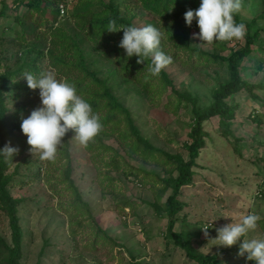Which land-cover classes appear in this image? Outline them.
Listing matches in <instances>:
<instances>
[{
  "label": "rangeland",
  "instance_id": "rangeland-1",
  "mask_svg": "<svg viewBox=\"0 0 264 264\" xmlns=\"http://www.w3.org/2000/svg\"><path fill=\"white\" fill-rule=\"evenodd\" d=\"M14 1L0 0V11H3V16L0 17V75L5 68L17 70L18 64L14 62V57H18L17 62H28L34 58L39 64L40 72L54 73L46 65V57L51 49L50 42L57 41L55 35L59 39L65 38L64 47H74L88 63V69L97 73V79L106 80L105 85L109 87L110 93L128 110L129 119L137 128L140 137L155 150L188 160L185 145L190 143L188 133L191 106L183 103L184 106L179 104L176 108V91L198 97L199 107L206 108L210 103L212 90L227 80L228 73L222 64L219 67L216 62L210 61L207 64L203 58L228 56L230 48L243 45L242 39L214 40L215 44L200 43L193 38V33L198 32L197 29L179 25L177 27L169 20L165 21L144 11L138 2L127 0L121 7L122 11L127 9L126 17H130L136 27L151 24L158 28L161 32V50L172 56V63L162 69L172 85L164 84L159 76H152L149 80L150 92L145 98L136 92L139 89L137 85H141L143 81L140 78L143 67L138 66V70L129 76L127 73L116 75L113 71L115 64L99 49H94L99 46L89 38L93 16H99L103 4H107L109 0H69L63 17L56 10L61 1L58 0L56 5V0H51L48 7L53 9H46L45 14L39 16L41 25L38 24L37 27L35 14L31 16L21 3L15 6ZM28 1L23 0V3ZM255 1L241 0V7L235 13L239 20L252 23V29L264 26L262 19H255L264 10V4L259 6ZM192 3V0H188L189 5L186 4V8ZM198 6L199 0H196V8ZM171 11L177 13V10ZM23 14L26 20L25 36L29 37L30 33L36 32L37 38L27 40V45H18L7 40L5 36L12 33L7 30L8 27L15 26V19ZM179 18V21H183L182 15ZM106 19L107 16L101 17V21ZM58 29L62 33H58ZM115 40L118 42L119 38L116 36ZM116 41H110V45L116 44ZM260 41L262 49L255 47V55L263 57L264 38ZM30 45L42 50L41 53L45 56L41 61L36 52L29 54ZM219 45H226L228 48L221 50ZM191 49L202 51L206 56H198ZM71 61L73 65L77 59L71 58ZM247 62L249 65L243 66L256 64L255 60ZM66 63L71 66L67 61ZM73 68L75 70L66 66L71 73L70 78L77 76L84 84L92 87L98 84L93 77ZM134 75L137 78H133ZM245 78L250 82L264 83L263 73L251 74ZM152 91L155 94H151ZM157 91L164 95L156 98L159 96ZM256 93L264 98V92ZM83 96L88 97L85 94ZM31 100L26 103L28 105H25L24 111L18 114L20 118H26L33 109L40 106L39 100L33 97ZM21 102L22 99L7 100L6 105L11 110ZM226 102L229 106L236 105L228 129L230 135L225 138L222 136L217 117L203 123L204 145L199 151L197 165L192 168L191 182L179 189L178 201L184 205L180 213H185L191 225L197 220L198 223L194 226L199 229L202 224L212 222L207 230V237L202 231L197 238L191 240L197 253L217 254L222 264H252V261H246L243 256H237L239 241L229 248L216 246V241H211L216 236L217 228L231 223V220L238 222L248 212L264 218V198L257 196L264 191V124L257 125L250 118L253 112L262 113L263 108L260 103L251 100L245 91L230 96ZM98 109L97 116L102 117V113L105 114V111L111 109L108 100L105 99ZM107 124L103 132H99L87 146H82L74 132L69 130L61 139V144L51 160L41 159L35 151L31 153L29 148L21 146L18 139L13 141L19 150L12 158H6L10 159L6 173L12 176L8 187L9 195L12 199L19 200L15 212L22 234L18 263L196 264L195 261H188L178 247L168 244L165 248L164 216L155 215L150 207L153 202L163 206L171 194V190L162 188L161 179L176 175L171 170L172 165L166 169L161 164L155 165L151 157L154 151L149 153L150 149L137 143L124 122L114 132L110 130L113 126H109L108 121ZM126 127L128 133L126 132L123 143L118 133L126 130ZM134 143L139 149H130ZM140 152L146 154L144 158ZM158 160L164 161V155L159 154ZM67 177L72 179L87 209L82 211L76 206L75 194L65 180ZM8 221L7 215L0 208V238L10 247ZM179 227L178 222L174 230L178 231ZM97 229L101 231H98L100 235L103 234L113 242L104 243L99 238L97 251L90 253L84 246L94 240L93 233ZM245 238L264 237L256 227ZM6 257L5 251L0 247V264H5Z\"/></svg>",
  "mask_w": 264,
  "mask_h": 264
},
{
  "label": "trees",
  "instance_id": "trees-1",
  "mask_svg": "<svg viewBox=\"0 0 264 264\" xmlns=\"http://www.w3.org/2000/svg\"><path fill=\"white\" fill-rule=\"evenodd\" d=\"M46 1H48V3ZM57 1L58 0L55 1L56 5H57ZM60 1L62 4H64V6H67V2L69 0H60ZM126 1L127 0L118 2L117 0H109L107 4H103L100 15L97 17L93 16V19L91 20L92 22H91V29L89 32V38L97 42L96 46H99V47H95L94 49H99V51L104 56L108 57V59L115 64V68L113 67V71L116 75L127 73L129 76L132 75L135 70L136 71L138 70L137 69L138 66L143 67V69H141L142 71L140 77L143 81L140 83L141 85H137L139 89L136 90V92L141 96L147 98L150 92L149 86L151 84L149 83V80L152 77V75L148 73V65L150 63L149 59L148 58L144 59V63H145L144 66L143 65L144 63L137 64L136 57L134 56L131 58H125L123 50L118 47L119 41L122 36V31L115 33H108L107 31L104 30L109 20H114L117 25L135 26L131 18L126 17L127 9H125L126 11L121 10L122 5H124V2ZM134 1L136 3L138 2L144 11L151 12L157 15L158 17H161L165 21L169 20L171 24H175L177 27L181 26V27H187L198 30L195 21H193L190 27L185 25L184 20L179 21L180 15L183 16L186 10L196 9V0H192L193 3L188 8H186L185 6L186 4H188V0H134ZM50 2L51 0H29L26 3H23V0L14 1V3L16 4L15 6L21 3L22 7H24L31 16L35 14V16L37 17V20H35L36 27L38 24L41 25L40 21L38 20L39 16L44 15L46 9H50V11L53 9L48 7ZM255 2L259 6H263L264 4V0H256ZM171 9L177 10V13L171 11ZM1 16H3V11L2 12L0 11V17ZM23 16L19 17L20 19L19 18L15 19L16 25L15 26L12 25L7 29L9 32L12 33L7 34L5 36L7 40L12 41L13 43H17L18 45L20 44L27 45L28 44L27 40L31 41L37 38L36 32L30 33L29 37L25 36L26 20H24L25 18L24 14ZM102 16H107V19L105 21H101ZM258 18L262 19V21L264 22V10L260 13L259 17H255V19ZM233 19L236 23H243L245 25L246 34L242 39L243 45H236L230 48L228 56L209 57L206 56L202 51H198L197 49H191L194 50L198 56L205 55L206 57H204L203 60H205L207 64H209L210 61L216 62L217 67H219L220 64H222L225 67L226 72L228 73L227 80L225 82L219 83L218 86L212 90L210 96V103L208 104V106L204 109L203 108L201 109L197 104L199 103L198 97H195L193 95L191 96L188 93H179L176 91V97L178 98V102L175 107L177 108L179 104L182 105L183 103H187L191 106V110H190L191 121L189 125V133H188V138L190 140V143L188 145H185V148L187 149L189 155L187 161H185L180 156L169 155L164 151L155 150V148L150 146V144L146 140H144L142 137L139 136L137 128L133 125L132 121L129 119L128 110L121 103L118 102L115 96H113L110 93L109 87L105 85L106 80L97 79L96 77L97 73L95 71H91L88 69L89 68L88 63L86 62V60L79 51L78 52L75 51L74 47H69L70 49L64 47L66 41L65 38L61 37L62 39H59V37L55 35L57 41L50 42L51 49L49 52L47 51L48 55L46 57L47 60L46 65L49 68H52V71H54L56 78L59 80L72 83L77 90V94L80 95L90 104L94 114L97 115V111L99 110L98 106L102 104L105 99L108 100L109 108L111 109L105 111V114L102 113L103 114L102 117L100 115L98 116L100 123L102 125L100 132H103V128L106 126L107 121L109 122V126H113V128H110V130H113L112 132L119 130L120 124L124 122L128 126L130 134H132L135 137L137 143H140L143 147L150 149L149 153H152L154 151L151 154V157L155 165L161 164L164 167V169L172 165L171 170L175 172L176 175L169 176L166 179H161L162 188L165 189L166 191L171 190V194L166 198L163 206H159L157 202H153L150 205V207L154 210L155 215L159 217L164 216L165 232L163 234V238L165 239V244H166L165 248H167L168 244H172L178 247L184 253V256L188 261L189 260L195 261L196 264H222L221 261L218 259L217 254L202 255L200 253H197L194 247L191 245V240L193 238H197L198 235H200V233L202 232L201 227L205 225L211 227L212 222L211 223L207 222L205 224H202L199 227V229L194 226L196 223H198L197 220L194 221L195 223L193 225H191L190 223L191 221L187 219L185 213H180V211L184 209V205L183 203L178 201L179 189L185 185H188L191 182L192 179L191 177L193 174L192 168L197 165L196 160L199 151L204 145L203 137L205 136V133L203 131V123L213 117H217L218 125L222 129V136L224 138L226 136L228 137L230 135V131L228 130L231 124L230 120H232L234 117V111L236 105L229 106V104L226 101L230 96L238 94L241 91H245L251 100L260 103L261 107L263 108L262 113L253 112L252 114H250V118L257 125L264 124V98L260 97L256 93L257 91L264 92V83L250 82L245 78L247 76H250L251 74L252 75L258 73L264 74V56L259 57L258 55H255L256 54L255 47L262 49L261 47L262 43L260 39L264 38V26H256L254 27V29H252L253 28L252 23L239 20L238 15L234 14ZM93 20H95L94 23ZM57 32L62 33L59 29L57 30ZM116 36L119 38L118 42L115 40ZM104 40H107V42H105ZM98 41L100 42L103 41V42L100 43ZM110 41H116L117 43L110 45ZM212 43L215 44V41H213ZM30 46H31L30 48L31 51L29 54L33 55L34 52H36L39 60L41 61V59L44 58L45 56L41 53L42 50H38L32 45ZM226 47H227L226 45L218 46V48H220L221 50H223ZM187 49L190 50L189 47ZM64 50H67L66 53H64ZM55 54L59 55L60 58ZM64 56H65V60H64ZM71 58L72 60L77 59L76 64L73 65L71 64L72 62ZM17 60H19L18 57L17 58L14 57V62L18 64V68L16 71L8 70L5 68V70L0 75V148H3L7 144L10 147L16 148L18 151L19 147L15 146L13 142L16 139H18V141L21 143V146L24 145L25 146L24 148H29V146L26 144V137L20 132V122L23 118H20L18 114L24 111V108H26V106L28 105V104L26 105V103L28 101L31 102L32 97L39 100L38 91L29 90L26 86V82L23 80V76L20 77V75L23 73H32L33 75H41L43 73L39 71L38 69L39 64H37V61L34 58L29 60L28 62L25 61L17 62ZM251 60L256 61V64L254 66L253 65L247 67L243 66V65H249L247 61L250 62ZM66 61L69 64H71V66L66 65L67 64ZM66 66H68L70 70L72 69L75 70L73 67L80 69L82 72H85L88 76L93 77L98 84L94 85L95 87L94 88L91 85L84 84L83 80L77 76H75L74 78L73 77L70 78L71 73L66 69ZM157 76H159V79L164 84H167L169 86L172 85V82L169 79L167 73L164 72L163 70H161V72ZM133 78H137L136 75H134ZM100 91L101 93H99ZM156 93L159 95L156 98H161L164 95L162 93H159L158 91ZM83 94L87 95L88 97L83 96ZM151 94H155L154 91H152ZM98 95H101L102 97L100 98ZM19 99H22V102L17 104L15 108L10 110L7 107L6 105L7 100L16 101ZM126 132L128 133L127 127L126 130L124 129L121 133H118V137L121 139L123 143L126 140ZM132 147L135 148L136 143H134V145H131L130 149ZM136 148L139 149V146H137ZM234 150L235 152H237V149L234 148ZM134 152H136V149L134 150ZM142 153H145V150H142ZM142 153L140 152L142 158H144V155L146 154L143 155ZM159 154L164 155L165 158L164 161L160 162L158 160ZM132 155L134 154L132 153ZM9 161L10 159H6V157L0 156V208L5 212V214L9 219L8 228L10 232L11 242H10V247H7L6 245L7 243L0 238V247L3 248L7 256L6 259L4 260L5 264H19L18 261L20 257L22 234L18 226L17 223L18 219L15 213L19 200L12 199V197L9 195L8 192V187L12 182V176L6 173V168ZM24 163L28 164V162L25 161ZM65 180L68 182L70 190H72L73 193L75 194L76 206L78 208H81L82 211L87 209L84 202L81 201L78 189L74 187L72 179L70 177L69 178L67 177V179ZM257 196L258 197L263 196L262 198H264V191L263 193H258ZM90 221L93 220L90 219ZM178 222L180 224V227L178 231H175L174 228ZM213 222H215V219ZM257 227L259 228L262 236L264 237V218H260L258 220ZM209 229L210 228H208L207 230ZM98 231L101 232L99 229H97L93 233L94 240L91 241L90 243H87L84 246L89 249L88 251L90 253L97 251L96 245L99 238H102L104 243L113 242L111 239L104 236L103 234L100 235ZM114 246L118 247L116 243H114Z\"/></svg>",
  "mask_w": 264,
  "mask_h": 264
},
{
  "label": "clouds",
  "instance_id": "clouds-1",
  "mask_svg": "<svg viewBox=\"0 0 264 264\" xmlns=\"http://www.w3.org/2000/svg\"><path fill=\"white\" fill-rule=\"evenodd\" d=\"M240 7L241 0H199L196 9L184 12L183 20L188 27L195 21L198 32L193 33V38L200 43L241 40L246 34L245 25L233 19ZM104 30L108 33L122 31L118 47L123 50L125 58L134 56L137 64L144 63V59L148 58V73L152 76H157L172 63V56L161 50L160 30L151 24L124 26L109 20ZM23 80L29 90H38L40 101V106L20 122V132L26 137L31 153L35 151L41 159L51 160L69 130L74 132L82 146H87L100 132L102 125L98 116L93 113L90 104L77 94L72 83L57 79L51 71L41 75L24 73ZM16 152V148L7 144L0 148V156L6 158H12ZM259 219L258 215L248 213L241 216L238 222L231 220V223L216 229V236L211 241L224 248L239 241L237 256H243L253 264H264V238H245L256 229ZM208 228L207 225L201 227L206 237Z\"/></svg>",
  "mask_w": 264,
  "mask_h": 264
},
{
  "label": "built area",
  "instance_id": "built-area-1",
  "mask_svg": "<svg viewBox=\"0 0 264 264\" xmlns=\"http://www.w3.org/2000/svg\"><path fill=\"white\" fill-rule=\"evenodd\" d=\"M58 12H59L60 17H62L65 14V6H64V4L60 3L58 5Z\"/></svg>",
  "mask_w": 264,
  "mask_h": 264
}]
</instances>
